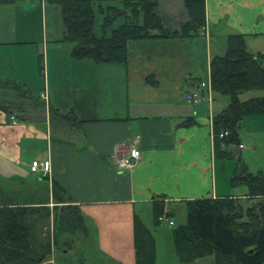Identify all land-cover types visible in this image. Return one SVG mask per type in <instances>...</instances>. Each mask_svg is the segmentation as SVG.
<instances>
[{
	"label": "crops",
	"instance_id": "1",
	"mask_svg": "<svg viewBox=\"0 0 264 264\" xmlns=\"http://www.w3.org/2000/svg\"><path fill=\"white\" fill-rule=\"evenodd\" d=\"M159 1L172 17L182 14L184 0ZM100 5L124 9L123 0H95L96 35L103 33ZM205 9L206 24L198 35L129 41L126 62L96 63L74 57L75 43L62 40L58 5L47 0L0 2V100L6 79L36 96L15 98L24 102L22 111L12 108L14 112L7 114L0 108V174L13 177L10 187H0V206L48 207L50 216L40 231L54 246L56 215L67 204L54 199L52 186L60 185L78 207L85 229L59 235L63 256L70 258L64 263H74L67 256L73 247L74 254L79 250L76 264H136V216L158 243L163 234L167 236L163 224L174 229L179 212L187 217V201L247 198L246 190L231 185L235 167H226L229 163L216 156L213 117L228 99L213 89L212 100L196 106L186 96L211 80V59L226 53L223 41L230 34H243L250 52L264 53V0H205ZM124 19H116L106 34ZM218 38L222 43L213 51V39ZM202 40L205 51H197ZM250 45L258 50H250ZM240 97H264V90ZM51 110L71 115L72 120ZM239 133L242 143L228 148L242 158L247 149L243 141L250 143L247 162L249 152L257 154L263 147L264 115L246 117ZM136 137L142 158L133 167L118 170L114 156L126 155ZM35 158L50 161L49 179L30 171ZM155 200L165 201L173 225L168 220L154 223ZM61 249L42 264L54 263ZM173 254L180 262L176 250Z\"/></svg>",
	"mask_w": 264,
	"mask_h": 264
},
{
	"label": "trees",
	"instance_id": "2",
	"mask_svg": "<svg viewBox=\"0 0 264 264\" xmlns=\"http://www.w3.org/2000/svg\"><path fill=\"white\" fill-rule=\"evenodd\" d=\"M47 1L60 7L64 26L62 40L75 43L73 56L96 63L126 62L129 41L188 38L200 34L206 24L205 0H184L183 12L177 17L169 15L159 0H123V10L116 6L106 9L99 6L105 17L103 33L96 35L95 0ZM120 16L125 18L124 22L107 35V27ZM210 67L215 93L228 99L227 106L213 117L216 156L234 160L228 146L241 143V122L248 116L264 115V97L247 100L240 97L247 91L264 90V53L250 52L245 36L233 33L227 37L226 53L214 56ZM2 87L6 90L2 93L0 108L7 114L14 109L24 110V102L19 103L15 98L25 101V97L31 98L28 95L32 91L8 79L1 82ZM9 95L15 97L9 98ZM51 112L72 120L71 115ZM231 185L246 186V203L232 196L196 198L186 202V221L173 229L180 262L192 263L213 256L215 264H264V171H250L239 157ZM52 191L56 202L67 203L56 215L58 228L53 238L56 247L50 238L41 236L42 223L50 216L48 207L4 204L0 206V264H42L52 258L56 248L61 249L59 235L85 230L79 209L72 204L70 195L57 183L53 184ZM153 214L154 223L159 225L160 217L169 219L173 213L167 210L164 200H155ZM134 236L136 264H155V236L138 216Z\"/></svg>",
	"mask_w": 264,
	"mask_h": 264
},
{
	"label": "rangeland",
	"instance_id": "3",
	"mask_svg": "<svg viewBox=\"0 0 264 264\" xmlns=\"http://www.w3.org/2000/svg\"><path fill=\"white\" fill-rule=\"evenodd\" d=\"M198 41L199 40H197V43H198ZM202 42H203V47H202V45L201 46L199 45L200 47H197V51H205V46L204 45H206V44H204V42H205L204 40H202ZM199 43H201V42H199ZM221 43H222V41L219 38L218 39H213V42H212V50L213 51L219 50ZM223 44H224V47L227 48V42H226V40L223 41ZM256 45H258V43ZM247 47H248V45H247ZM193 48L194 47H192L191 49H193ZM249 49L250 50H253V51H257L258 50V49H255V47L252 46V45H250ZM225 51H226V49H225ZM262 51H264V48H262ZM239 136H240V139H241L240 133H239ZM240 141L242 143V139ZM260 142H262V146L263 147H261V149L259 150V152H257V154H254L252 152H249L248 154L250 156H249L248 161L246 162V160H247L245 158V154H247V151L246 150H248L249 148H251V145H250V143H247L246 141L245 142L243 141V144L247 147V149L242 152V155L241 156H242V158H244L245 163L247 164L249 170H251L252 172H257L259 170L264 171V140L261 139ZM238 158L239 157H235L234 160H229V159H226V158H221V159L223 161H225L226 163H229V164L226 165V167H228L230 165H233V167H235ZM5 170H6V172H8L9 171V168L6 167ZM34 177H35V179L37 178L36 176H34ZM10 178L13 179V177H10V175H8V174H3V175L0 174V187H2V188H4L3 186H5V187H8L9 186L10 187V185H9V183L11 182V179ZM234 189H236L237 191L238 190L239 191H242V190H244V191L246 190L247 191L246 186H238V187H236ZM242 201L244 203H246L247 202V199H242ZM176 220H177V225L180 224V223H182V222H185V220H186V214L183 213V212H179V214L176 215ZM164 222L165 221H162L161 223H164ZM162 227H163L162 230L164 231V233L167 232V236L163 234L162 239L159 238L158 239V243H156V253L158 255V251H159V260L156 259L155 264H177V263L178 264H184V263H181L179 261H176L175 262V260H173V258H172L173 255H174L173 253L175 252V250H174V240L170 236L171 235V232H173V228L171 226H168V224H163ZM170 237H171V243H170ZM67 248H69V247H67ZM62 250L63 249H61V251L58 252V254H57L58 256L53 257L55 259V261H54V263L52 261L51 264H69L68 261L66 263H64V261H66L67 259L69 260L70 258H65L63 256V251ZM75 250H76L75 248L71 247L69 249L70 252L67 255L68 257H71L72 259L74 258V260H73L74 263L73 264H76V262H75L76 261V257L78 256V253H79V250H78L77 253L74 254ZM212 257L213 256H210V257L207 256V258H204V259L200 260L196 264H215V261H214V263L211 261L212 260L211 259Z\"/></svg>",
	"mask_w": 264,
	"mask_h": 264
},
{
	"label": "built area",
	"instance_id": "4",
	"mask_svg": "<svg viewBox=\"0 0 264 264\" xmlns=\"http://www.w3.org/2000/svg\"><path fill=\"white\" fill-rule=\"evenodd\" d=\"M203 90L204 92H206L207 94L206 96L204 95ZM212 93H213L212 83L211 80L209 79L206 82L203 81L197 90L192 91L191 93H187L186 97L190 102L198 106L201 103H203L206 99L209 101L212 100ZM224 134L227 135L228 132H225ZM224 134H221L220 136H223ZM139 142H140L139 137H136L134 139V145L131 147V149L126 155L114 156L115 166L118 170H127L131 168L142 158V152L138 145ZM30 171L38 174L42 178L49 179L51 176V163L49 160L46 159L35 158L31 161ZM160 220L161 221L168 220L171 225L174 224V221L168 219L166 216L160 217Z\"/></svg>",
	"mask_w": 264,
	"mask_h": 264
}]
</instances>
